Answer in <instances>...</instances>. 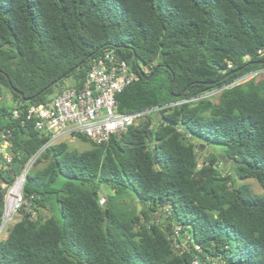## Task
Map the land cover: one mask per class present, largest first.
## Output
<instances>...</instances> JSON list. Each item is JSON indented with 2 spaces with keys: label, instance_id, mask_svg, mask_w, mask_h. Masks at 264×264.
Here are the masks:
<instances>
[{
  "label": "trees",
  "instance_id": "obj_1",
  "mask_svg": "<svg viewBox=\"0 0 264 264\" xmlns=\"http://www.w3.org/2000/svg\"><path fill=\"white\" fill-rule=\"evenodd\" d=\"M105 47L138 74L119 112L184 101L115 144L44 148L22 186L36 216L6 228L0 264H264V78L225 87L264 68V0H0V99L13 102H0L12 157H0V222L47 140L11 110L82 86ZM194 138L223 150L199 161ZM55 203L62 220L39 214Z\"/></svg>",
  "mask_w": 264,
  "mask_h": 264
},
{
  "label": "built area",
  "instance_id": "obj_2",
  "mask_svg": "<svg viewBox=\"0 0 264 264\" xmlns=\"http://www.w3.org/2000/svg\"><path fill=\"white\" fill-rule=\"evenodd\" d=\"M255 74L256 71L247 73L225 87L242 83L241 79L247 75L250 77L248 80H250ZM137 79L136 71L130 68L127 62L116 53V50L113 47H105L91 61L82 86L65 87L46 101L28 106H23L20 103L11 110L13 119H19L21 124L30 123L35 130L44 134L47 140L27 160L21 173L15 177L4 194L0 238L6 234V228L17 212H30V202L22 193L23 180L44 148L81 137L95 144L108 142L110 136L116 140L130 125L144 119L149 114L184 101L177 100L163 106L119 112L116 108V94ZM219 89H214L200 97H210ZM195 99L197 98L191 100ZM8 136L9 130L2 133L3 141L0 144V157L7 164L12 159L8 151ZM7 169L10 167L7 166ZM193 263L196 262L193 261Z\"/></svg>",
  "mask_w": 264,
  "mask_h": 264
},
{
  "label": "rangeland",
  "instance_id": "obj_3",
  "mask_svg": "<svg viewBox=\"0 0 264 264\" xmlns=\"http://www.w3.org/2000/svg\"><path fill=\"white\" fill-rule=\"evenodd\" d=\"M254 77L256 79L264 78V68L258 69L256 71V74H255ZM249 78L250 77H248V75H247V76H245L244 78L241 79L242 80L241 82L248 81ZM67 81L68 80L66 79L65 83H67ZM4 91H6V89ZM56 94H53L51 96H55ZM9 99H10V97L7 94H5L4 97L0 99V102L3 103L6 106H8V105L10 106V105H12L13 102H9ZM155 118L156 119L158 118L157 114L155 115ZM193 141L196 143L197 150L200 152L199 153V161H201L205 157V155H208L210 152L220 153V151L223 150V146L220 145V144H214V143L206 144L204 141H201L198 138H194ZM66 142H67L68 147L70 149H74V150H77V151H82V150L88 149L90 147V142L87 141V140L86 141L82 140L81 138L66 140ZM218 167L220 169H222L224 173H226V174L230 173V166H229L228 162L226 160L222 159V158H219ZM33 170H34V168H32V171ZM245 183H247L250 186L251 191H252V193L254 195L262 194V188H261V186L259 185V183L255 179L249 178V179L240 180V182H239V184H245ZM52 199L54 200V198H51V200ZM101 200H103V199L101 198ZM39 210H40L39 214L42 217L53 216V217H55V218H57L59 220L63 219L61 217L60 213H59V210H58V207H57L56 203L53 204L52 207H51V204H47L45 207L39 208ZM30 211H31L32 217H35L36 216V212L34 210H32L31 208H30ZM23 214L24 213H20V212L18 213L17 212L14 215L13 220H12V222L9 225H11L14 222L18 221ZM2 236H3V238L5 237L4 234ZM182 245H183V242H182ZM182 245H180V246H182ZM177 246H179V245H177Z\"/></svg>",
  "mask_w": 264,
  "mask_h": 264
},
{
  "label": "water",
  "instance_id": "obj_4",
  "mask_svg": "<svg viewBox=\"0 0 264 264\" xmlns=\"http://www.w3.org/2000/svg\"><path fill=\"white\" fill-rule=\"evenodd\" d=\"M61 78H63V77H61ZM61 78H60V79H61ZM53 84H54V82H52L51 84H49V86H51V85H53ZM43 91H45V89H43ZM20 95H21V94H20ZM108 143H110V144H115V143H116V140L114 139L113 136H110V139H109Z\"/></svg>",
  "mask_w": 264,
  "mask_h": 264
}]
</instances>
